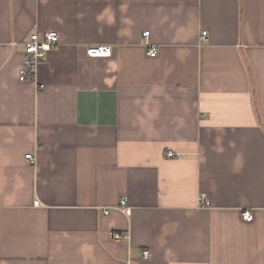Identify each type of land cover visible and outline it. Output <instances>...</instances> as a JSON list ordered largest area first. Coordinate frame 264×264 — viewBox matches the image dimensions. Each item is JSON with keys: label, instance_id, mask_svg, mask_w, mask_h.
<instances>
[{"label": "crops", "instance_id": "0c3cea01", "mask_svg": "<svg viewBox=\"0 0 264 264\" xmlns=\"http://www.w3.org/2000/svg\"><path fill=\"white\" fill-rule=\"evenodd\" d=\"M0 264H264V0H0Z\"/></svg>", "mask_w": 264, "mask_h": 264}, {"label": "built area", "instance_id": "2783aa9c", "mask_svg": "<svg viewBox=\"0 0 264 264\" xmlns=\"http://www.w3.org/2000/svg\"><path fill=\"white\" fill-rule=\"evenodd\" d=\"M206 34V32L202 33L203 39H206ZM143 35L144 37H147L149 32L146 31ZM59 40V32L56 30L35 31L29 36L24 43V63L19 70L20 81L31 82L36 85L38 89H43L45 87L44 84L38 82L37 73L39 67L47 61L49 53L59 44ZM112 51V46L104 44L91 45L86 49L87 55L95 58L109 57L111 56ZM149 54L152 57L156 56L157 48L151 47L149 49ZM166 155L168 157L177 156L174 152H168ZM27 158L32 164L36 162V157L33 154H27ZM201 202L205 203L206 201L202 198L200 199V203ZM121 204L124 205L125 201H121ZM242 216L245 220L252 219V213L249 210L244 211ZM113 236L116 239H122L125 237L119 233H113ZM142 254L144 257H149L150 251L144 250Z\"/></svg>", "mask_w": 264, "mask_h": 264}]
</instances>
